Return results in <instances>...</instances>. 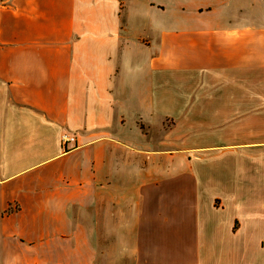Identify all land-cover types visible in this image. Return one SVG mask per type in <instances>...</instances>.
Listing matches in <instances>:
<instances>
[{
	"label": "crops",
	"instance_id": "obj_1",
	"mask_svg": "<svg viewBox=\"0 0 264 264\" xmlns=\"http://www.w3.org/2000/svg\"><path fill=\"white\" fill-rule=\"evenodd\" d=\"M178 4L0 0V264H264V0Z\"/></svg>",
	"mask_w": 264,
	"mask_h": 264
},
{
	"label": "built area",
	"instance_id": "obj_2",
	"mask_svg": "<svg viewBox=\"0 0 264 264\" xmlns=\"http://www.w3.org/2000/svg\"><path fill=\"white\" fill-rule=\"evenodd\" d=\"M61 143L64 150L73 149L77 144V137L69 132L63 133L61 135Z\"/></svg>",
	"mask_w": 264,
	"mask_h": 264
},
{
	"label": "rangeland",
	"instance_id": "obj_3",
	"mask_svg": "<svg viewBox=\"0 0 264 264\" xmlns=\"http://www.w3.org/2000/svg\"><path fill=\"white\" fill-rule=\"evenodd\" d=\"M182 3H189V0H179V4L178 5H181Z\"/></svg>",
	"mask_w": 264,
	"mask_h": 264
}]
</instances>
